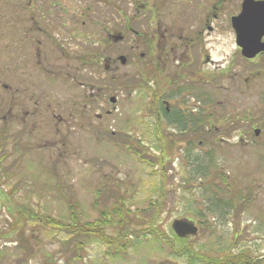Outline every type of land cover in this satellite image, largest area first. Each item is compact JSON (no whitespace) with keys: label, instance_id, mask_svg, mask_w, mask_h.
Wrapping results in <instances>:
<instances>
[{"label":"rangeland","instance_id":"obj_1","mask_svg":"<svg viewBox=\"0 0 264 264\" xmlns=\"http://www.w3.org/2000/svg\"><path fill=\"white\" fill-rule=\"evenodd\" d=\"M12 5L0 0V11ZM3 19L11 22V13ZM49 59L50 70L63 66V78L36 72L27 57L20 61L28 72L19 76L25 108L14 123V110L6 114L14 78H0L10 88L0 89L6 139L0 152V264H189L188 253L177 256L162 238L144 235L157 200L162 205L154 228L170 239L174 220L191 219L199 228L197 236L185 238L193 249L264 259V78L237 88L229 76L220 98L212 89L221 105L211 108L205 140L163 146L151 122L141 121V89L129 97L125 92L112 116L86 118L78 101L81 76L73 71L79 62H63L53 51ZM130 69L138 82L134 63ZM117 202L124 205L123 220L113 216ZM71 205L81 222L103 224L110 239L124 236V228L135 233L130 244L117 238L107 247L80 238L83 246L75 251L70 234L39 221L69 223Z\"/></svg>","mask_w":264,"mask_h":264},{"label":"flooded vegetation","instance_id":"obj_2","mask_svg":"<svg viewBox=\"0 0 264 264\" xmlns=\"http://www.w3.org/2000/svg\"><path fill=\"white\" fill-rule=\"evenodd\" d=\"M12 2L9 11H0V78H14L6 106V114L15 112L13 123L25 108L19 76L28 72L20 61L27 57L36 72L63 78V66L59 71L48 68L52 51L63 62H79L73 71L81 76L77 83L83 116H112L125 92L129 97L130 91L141 89V121L151 122L159 142L204 141L211 108L221 105L212 89L220 98L228 90L229 76L237 88L264 78V12L248 16L260 20L255 24L239 19L245 6L264 8V0ZM4 13H11V22H4ZM132 63L138 82L130 77ZM0 89L10 88L2 82ZM31 99L28 94V106ZM4 140L1 132L0 152Z\"/></svg>","mask_w":264,"mask_h":264},{"label":"trees","instance_id":"obj_3","mask_svg":"<svg viewBox=\"0 0 264 264\" xmlns=\"http://www.w3.org/2000/svg\"><path fill=\"white\" fill-rule=\"evenodd\" d=\"M162 143H163V146H168L166 142H162ZM170 143H173V142H170ZM163 191H159L161 194L160 198H162L163 196ZM161 205L162 203L159 200L156 201V204H153V206H155L156 213L154 214L153 218L149 220L148 225L145 228L146 230L145 232L143 231V233L144 235H146L147 233H150L151 235H153L155 239L162 238L168 250L172 252L173 254H176L177 256H182L183 254L188 253L189 256H187V262L189 264H191V262L194 260L201 264H264V259L256 260L245 252L238 253L236 255L229 253L228 256H224V257H217V256L212 257V256L204 254L201 251L193 249L191 245H187L186 243L187 239H179L175 235H173V239H170L169 237L165 236V233L161 229H159L158 227L154 228V224L157 222L156 218L161 209ZM73 208H74L73 205L69 207L70 217H71L69 223H66V224L61 223L60 221L52 219V218L46 219V217L44 219H40L39 221H41L46 227H49L51 229L60 230V231L63 230L66 233L70 234L71 239L74 241H77L75 242V245H74L75 251L76 250L78 251V248L83 246L82 244L84 243V241L80 240V238H83L87 242L90 239H94L96 241H99L100 243H103L104 246L113 247L117 244V241H118L117 238L125 241L126 245L128 246V244H130L129 236L135 235V233L133 232H126V228H124L122 232L125 234L124 236L117 235L115 236L117 238L110 239V237H108L104 233V226H102L103 222H100L102 224L100 226H96L95 224H92V223H83L81 222L78 215L74 213ZM215 208L219 209L221 207H215ZM123 209H124L123 203L117 202V204L115 205L113 216L121 217L123 220V215L125 214ZM210 210L212 209L210 208ZM102 217H103V221H105L106 220L105 215L102 214ZM185 220L192 222L191 219H185ZM176 244H179V246H177ZM69 245L70 243H67L66 245L68 249H69ZM76 257L78 258L79 256H76Z\"/></svg>","mask_w":264,"mask_h":264},{"label":"water","instance_id":"obj_4","mask_svg":"<svg viewBox=\"0 0 264 264\" xmlns=\"http://www.w3.org/2000/svg\"><path fill=\"white\" fill-rule=\"evenodd\" d=\"M263 12H264V8L261 5L256 6V7L245 6V9L243 12L244 14L239 19L244 21L247 17L249 20V23L255 24V22H260V20L256 19L255 17L249 18L248 16L250 15L254 16L256 13L262 14ZM234 27L235 28L237 27L236 24H234ZM253 55H254L253 52L251 53V55L246 54L247 58L252 57ZM257 134H258V131H255V135ZM171 228L175 236L179 239L195 237L198 235V227L194 223L189 222L187 220H174L172 222Z\"/></svg>","mask_w":264,"mask_h":264}]
</instances>
